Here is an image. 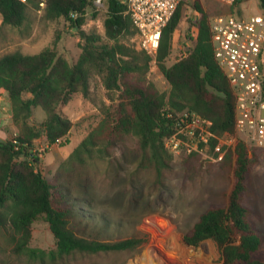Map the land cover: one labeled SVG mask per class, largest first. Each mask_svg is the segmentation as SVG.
<instances>
[{
    "label": "trees",
    "instance_id": "16d2710c",
    "mask_svg": "<svg viewBox=\"0 0 264 264\" xmlns=\"http://www.w3.org/2000/svg\"><path fill=\"white\" fill-rule=\"evenodd\" d=\"M93 1L46 0L41 11L47 21L63 20L79 36L76 62L58 53L55 43L37 54L15 51L0 55V90L8 97L16 130L9 139L0 141V227L9 226L16 255L42 260L46 256L54 259L132 249L138 241L88 240L72 227L80 196L72 195L70 180L84 187L85 160L105 159L109 147L123 138H134L142 153L140 164H146L160 180L172 160L165 140L173 134L183 112L209 120L218 137L234 132V93L214 57L209 18L199 5H194L199 16L192 22L195 37H188L191 46L184 57L169 66L166 60L183 0L162 32L155 64L169 87L163 93L145 79L152 58L142 51L132 52L122 42L135 36L125 0H101L105 8L102 35L82 30L88 11L96 9ZM258 1L264 9V0ZM211 3L213 12H227ZM30 11L38 12V4L0 0L1 25L20 28ZM94 77H99L108 92H119L118 103L61 163L52 184L37 170L43 152L34 143L44 138L48 145L69 144L72 123L62 109L76 94L89 96ZM36 108L45 115L39 125L31 123ZM214 144L210 143L211 148ZM235 154L234 183L227 200L209 203L182 239L192 247L212 240L222 264H264V237L246 201L253 150L239 142ZM196 156L188 155L183 163L190 164ZM90 203L89 199L84 201L86 206ZM40 217L55 239V250L48 253L29 245L32 225Z\"/></svg>",
    "mask_w": 264,
    "mask_h": 264
},
{
    "label": "rangeland",
    "instance_id": "374dc122",
    "mask_svg": "<svg viewBox=\"0 0 264 264\" xmlns=\"http://www.w3.org/2000/svg\"><path fill=\"white\" fill-rule=\"evenodd\" d=\"M195 4L209 19L217 14L212 11L210 0H183L181 19L172 36L167 66L185 54L191 46L188 37L196 35L192 22L199 13L194 8ZM218 6L227 11L224 13H231L233 9ZM234 15L238 17L236 12ZM104 18L105 8L90 9L82 30L102 35ZM79 42V36L69 28V24L63 20L47 21L42 12L30 11L27 22L20 28L3 26L0 19V55L15 51L37 54L55 43L58 53L74 63L80 54ZM122 42L132 52H139L134 37L124 38ZM145 77L160 92H168L169 87L153 62L149 64ZM118 96V91L108 92L99 77H94L89 96L76 94L62 109L72 123L69 144L50 146L44 138L35 141L34 147L43 152L37 170L50 183H56L55 174L61 163L98 126L106 111L115 108ZM44 116L42 109H34L31 123L39 125ZM0 138H6L1 127ZM237 144L229 146L220 162L206 159L212 155L207 148L204 155L185 149L170 152L172 160L169 167L157 180L155 172L147 170L146 164H140L142 153L137 141L123 138L108 148L105 159L85 160L84 187L70 180L72 195L80 196L77 217L71 224L78 236L88 240L114 243L131 239L138 243L132 249L120 252L74 253L62 258L46 256L42 260L32 259L12 252L10 230L6 226L0 227V264H222L220 252L212 240L192 247L185 245L182 238L209 203L227 200L234 183ZM249 148L253 150L249 156L254 162L251 164L246 201L253 221L264 237V149ZM193 153L197 159L184 164L183 161ZM86 199L91 202L89 206L84 204ZM29 245L46 253L55 250V239L41 217L32 225ZM176 245L183 250L182 255L175 251Z\"/></svg>",
    "mask_w": 264,
    "mask_h": 264
},
{
    "label": "built area",
    "instance_id": "2783aa9c",
    "mask_svg": "<svg viewBox=\"0 0 264 264\" xmlns=\"http://www.w3.org/2000/svg\"><path fill=\"white\" fill-rule=\"evenodd\" d=\"M18 1L38 4L39 13L46 4V0ZM181 1L125 0L135 29L136 47L150 56L154 64L162 32ZM210 1L226 7L236 2ZM93 5L96 9L103 8L101 0H94ZM209 26L214 57L235 97L234 132L218 137L211 131L209 120L183 112L176 120L173 134L165 140V147L173 153L185 149L202 155L207 148L212 155L206 159L220 162L229 146L236 142L264 149V15L244 19L232 13L216 14L209 19ZM211 142L215 143L212 148Z\"/></svg>",
    "mask_w": 264,
    "mask_h": 264
},
{
    "label": "crops",
    "instance_id": "0c3cea01",
    "mask_svg": "<svg viewBox=\"0 0 264 264\" xmlns=\"http://www.w3.org/2000/svg\"><path fill=\"white\" fill-rule=\"evenodd\" d=\"M235 12L239 18L244 19L252 16L264 15V9L260 7L258 0H237L231 13L234 14ZM0 127L6 135V138H0V141H5L9 139L12 134H15L16 130L11 122L8 97L2 90H0Z\"/></svg>",
    "mask_w": 264,
    "mask_h": 264
},
{
    "label": "bare ground",
    "instance_id": "6f19581e",
    "mask_svg": "<svg viewBox=\"0 0 264 264\" xmlns=\"http://www.w3.org/2000/svg\"><path fill=\"white\" fill-rule=\"evenodd\" d=\"M152 227V226H151ZM168 234V233H167ZM160 237V236H159ZM161 238H162V236H161ZM160 239V238H159ZM163 239V238H162ZM168 240V239H167ZM175 244V243H174ZM164 246V245H163ZM203 250V249H202ZM175 251H177L180 255H182L183 254V250L180 248V246L179 245H176L175 246ZM205 251H206V249H205ZM205 251H203V252H205ZM209 251V250H208ZM171 257H173V256H171ZM176 257L177 256H175L174 258H173V261H175L176 260ZM172 259V258H171ZM171 261V260H170ZM152 263V262H151Z\"/></svg>",
    "mask_w": 264,
    "mask_h": 264
}]
</instances>
